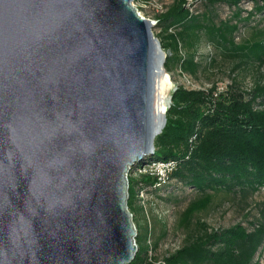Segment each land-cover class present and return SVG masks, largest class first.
I'll use <instances>...</instances> for the list:
<instances>
[{
    "label": "water",
    "instance_id": "95a60500",
    "mask_svg": "<svg viewBox=\"0 0 264 264\" xmlns=\"http://www.w3.org/2000/svg\"><path fill=\"white\" fill-rule=\"evenodd\" d=\"M132 0H0V264H129L130 168L166 55Z\"/></svg>",
    "mask_w": 264,
    "mask_h": 264
},
{
    "label": "trees",
    "instance_id": "16d2710c",
    "mask_svg": "<svg viewBox=\"0 0 264 264\" xmlns=\"http://www.w3.org/2000/svg\"><path fill=\"white\" fill-rule=\"evenodd\" d=\"M199 1L210 7L221 4L234 8V18L240 16L241 3L253 4L256 12L264 13V0ZM187 4L188 0H172L155 19L160 28L156 38L166 55L165 72L178 68L195 76L203 68L194 59L205 40L224 59L235 61L232 73L254 70L256 76L250 87L232 77L221 90L216 84L208 89L177 86L173 90L165 111L166 124L154 139L155 152L145 160L172 161L175 170L167 183L158 184L143 174L129 178L127 207L132 216L141 215L142 208L136 207L141 192L169 191L176 185L189 188L197 199L188 204L179 221V227L187 232L184 245L159 264H256L254 259L264 242V225L251 230L240 225L212 230L201 222L192 227L191 219L219 193H264V30L236 43L237 23L216 24L205 14L193 13ZM136 237L138 250L129 264H156L147 258L146 235Z\"/></svg>",
    "mask_w": 264,
    "mask_h": 264
},
{
    "label": "rangeland",
    "instance_id": "374dc122",
    "mask_svg": "<svg viewBox=\"0 0 264 264\" xmlns=\"http://www.w3.org/2000/svg\"><path fill=\"white\" fill-rule=\"evenodd\" d=\"M171 1L132 0L133 5L139 3V13L152 25L151 32L155 38L160 31V28L154 24L157 12L165 11ZM187 7L198 15L205 14L216 24L224 21L231 24L237 23L238 30L234 34L236 43L249 39L256 30H264V13L256 12L253 9V4L250 3L240 4L239 18H234L236 12L234 8L221 4L210 7L203 1L188 0ZM249 13L251 16H248ZM247 17L249 20H246ZM194 60L203 67L195 76L181 73L178 68H175L170 74H165L168 77L165 87L168 103L170 94L177 86H183L189 90H199L208 89L211 84H216L221 90L231 83L232 77H235L237 82L244 87H250L256 76L254 70L237 69L232 73L231 69L235 61L224 59L219 50L205 40L198 46ZM212 61L213 64H211ZM261 72L264 73V69ZM140 199L141 202H138L136 207L140 206L143 214L132 216L135 234H138V237L142 235V238L146 235L147 258L159 264L165 257L184 245L187 232L179 227V221L183 211L189 203L197 199V195L189 188L184 189L176 185L169 191L161 189L156 192L143 193ZM196 222L204 223L212 230H225L236 225L251 230L260 224L264 225V193L259 190L255 193H219L214 195L210 205L204 211L193 215L192 227ZM136 238L135 236L134 244L137 252ZM254 261L256 264H264V242Z\"/></svg>",
    "mask_w": 264,
    "mask_h": 264
},
{
    "label": "built area",
    "instance_id": "2783aa9c",
    "mask_svg": "<svg viewBox=\"0 0 264 264\" xmlns=\"http://www.w3.org/2000/svg\"><path fill=\"white\" fill-rule=\"evenodd\" d=\"M171 1V0H170ZM172 2V1H171ZM133 5V4H132ZM139 3L137 5H133L138 14L144 18L141 13H139ZM156 11V10H155ZM157 12V11H156ZM164 11L160 10L158 13L162 14ZM145 19V18H144ZM156 24V21H154ZM176 164L172 161L164 162V161H146L145 159L136 164L134 167L130 168L127 174L125 175V179L128 185V179L134 178L137 175L143 174L156 179L157 183H167L169 181L170 174L175 170ZM143 192L140 193V198L142 197Z\"/></svg>",
    "mask_w": 264,
    "mask_h": 264
},
{
    "label": "bare ground",
    "instance_id": "6f19581e",
    "mask_svg": "<svg viewBox=\"0 0 264 264\" xmlns=\"http://www.w3.org/2000/svg\"><path fill=\"white\" fill-rule=\"evenodd\" d=\"M166 72L161 66L155 71V86H154V99H153V112L154 114L161 115L165 112L168 101L165 96V87L168 80Z\"/></svg>",
    "mask_w": 264,
    "mask_h": 264
}]
</instances>
